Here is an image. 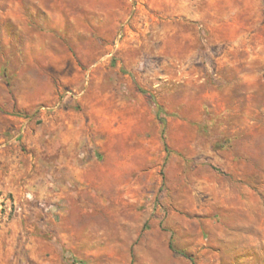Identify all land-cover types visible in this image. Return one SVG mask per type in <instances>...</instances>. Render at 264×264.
Listing matches in <instances>:
<instances>
[{"label": "rangeland", "instance_id": "obj_1", "mask_svg": "<svg viewBox=\"0 0 264 264\" xmlns=\"http://www.w3.org/2000/svg\"><path fill=\"white\" fill-rule=\"evenodd\" d=\"M78 262L264 264V0H0V264Z\"/></svg>", "mask_w": 264, "mask_h": 264}, {"label": "trees", "instance_id": "obj_2", "mask_svg": "<svg viewBox=\"0 0 264 264\" xmlns=\"http://www.w3.org/2000/svg\"><path fill=\"white\" fill-rule=\"evenodd\" d=\"M161 112H162V108H159V111H158V117L160 118V120L162 121V123H163V120L161 119V117H160V114H161ZM171 248L173 249V246L171 245ZM192 260V262H193V259H191ZM77 264H82L81 262H78Z\"/></svg>", "mask_w": 264, "mask_h": 264}, {"label": "bare ground", "instance_id": "obj_3", "mask_svg": "<svg viewBox=\"0 0 264 264\" xmlns=\"http://www.w3.org/2000/svg\"><path fill=\"white\" fill-rule=\"evenodd\" d=\"M78 164L80 165V163L78 162Z\"/></svg>", "mask_w": 264, "mask_h": 264}]
</instances>
